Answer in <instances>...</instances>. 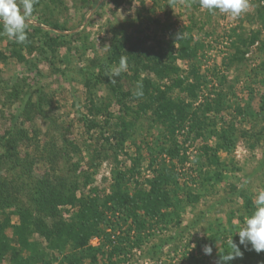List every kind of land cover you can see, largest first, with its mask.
<instances>
[{"label": "rangeland", "instance_id": "obj_1", "mask_svg": "<svg viewBox=\"0 0 264 264\" xmlns=\"http://www.w3.org/2000/svg\"><path fill=\"white\" fill-rule=\"evenodd\" d=\"M26 25L24 43L0 34V204L31 209L23 244L62 263L70 247L59 252L52 239L77 233L92 201L101 230L89 244L110 236L123 250L116 264H244L222 257L232 239L240 246L236 233L264 190V0H248L235 17L199 0H35ZM114 42L127 61L119 76ZM147 83L153 96L139 97ZM153 87L184 107L173 135L168 118L155 117ZM176 142V156L160 153ZM162 158L176 197L156 215L138 210L136 221L114 208L121 193L140 200ZM12 210L0 219L16 244L23 221Z\"/></svg>", "mask_w": 264, "mask_h": 264}, {"label": "trees", "instance_id": "obj_2", "mask_svg": "<svg viewBox=\"0 0 264 264\" xmlns=\"http://www.w3.org/2000/svg\"><path fill=\"white\" fill-rule=\"evenodd\" d=\"M123 47V44L114 42L109 53L110 62H114L115 58H120L123 55ZM141 86L144 87V91L140 93L139 97L141 96V94H147V97L153 96V93L151 95V92H153L152 88L148 83L147 85L141 84ZM153 89L156 90L155 87H153ZM163 96V92L157 91V97L155 98H157L156 101H159V103L154 109V114L155 117L162 120L161 123H164V120L168 118L169 122L165 125L167 126V130L170 132V134L173 135L174 131H180L183 127V121L185 119L183 117V114H185L183 111L184 107L182 104H176L175 106H172L173 101L166 99ZM145 104L146 101L143 100V102L141 103V107H144ZM221 135L223 136V141H226L227 143L231 142L230 136H226V133L222 131ZM178 147L179 144H177L176 142V146L162 148L160 150V153L165 152L166 155H169L171 158H173L179 152ZM211 154H215V152L213 151ZM157 164L159 168L155 171L156 173L154 179H145V182L149 183V190H140L141 192L137 193L138 198H140L139 201L137 200V197L129 199V195L126 192L121 193L122 195H119L118 197L113 196L111 198L113 200L112 206L114 208L120 206L122 208H125L129 212V215L134 217L133 219H135L136 221L135 217L138 213V210H144L145 214H150L151 216L156 215L160 206H163L166 203V196L170 197L171 199L172 197H176L177 192L175 189H173L172 191L166 190V186H169L170 184L174 185L177 183L176 175L174 174V172L172 173V168L165 163L163 158L162 161ZM2 185L3 183H0V191H7L6 187L5 189L2 188ZM0 201H3V195H0ZM91 202L92 201L88 202L81 211L82 213L80 222L83 223V225L78 228L79 231H77V233L67 228L66 230H63L60 235L58 234L54 239H52L53 242L51 244V248H58L59 250H61L59 252H63L65 250L64 248H66L67 246L70 247L68 252L65 251L63 254H61L60 257L65 256V258L62 260V263H58V257L55 255L46 254V256H44V252H42V255L37 253L36 248L37 246H39V244L35 241H26V244H23V241L25 240L22 238V234L26 233L27 225L32 224L31 209H27L17 202L13 204H0V213L11 207L13 208L12 211L19 215L23 221V223H21L22 226H14L17 239H15L16 244H12L10 242L9 236H7L4 231L6 227L10 226L8 224L9 221L8 219H0V264H2L4 261H6L7 264H52L55 261H57L56 264H83V259L87 256L90 257V264H116L117 259L115 258H119V253L123 250L120 248V246L114 244L113 239L111 240L110 236H100V241L95 246L89 244V239L92 236L99 235L98 232L99 230H101L98 227V224H100L101 222L100 216H96V213H94L96 210L95 208H92ZM167 204L168 203H166L164 206H166ZM110 207L108 206L107 208ZM36 223L40 227V223ZM141 225H144V221L142 220L138 221L137 228H142L140 227ZM140 241L141 238L139 236L135 237L131 241L134 245L131 244V246H139V244L141 243ZM19 245L20 247L18 248ZM239 247L243 255L241 257L233 259L234 261H239L242 263L244 262V264L263 263L264 251L257 253L252 250L251 245H248L247 248L241 245ZM37 249L38 251L43 250V248ZM23 250L27 251L25 255L22 253ZM67 254L70 255L66 256ZM115 255L118 256L115 257ZM219 257V260H221V256ZM64 260L66 261L65 263ZM221 261L223 263V260ZM227 262L229 261H225V263Z\"/></svg>", "mask_w": 264, "mask_h": 264}, {"label": "clouds", "instance_id": "obj_3", "mask_svg": "<svg viewBox=\"0 0 264 264\" xmlns=\"http://www.w3.org/2000/svg\"><path fill=\"white\" fill-rule=\"evenodd\" d=\"M35 0H0V23L3 31L0 34L6 35L17 44L27 40L26 21L33 13ZM202 9L211 13L219 10L222 13L239 16L248 7V0H199ZM127 70V61L121 57L119 65L115 68L113 75L119 76ZM255 210L246 218L243 227L236 233L239 236V245L245 248L250 244L252 250L257 253L264 251V190H260L254 198ZM231 251L226 253L222 259L230 261L241 257L243 253L240 247L231 240ZM212 247L205 245L203 252L206 255L212 254Z\"/></svg>", "mask_w": 264, "mask_h": 264}]
</instances>
